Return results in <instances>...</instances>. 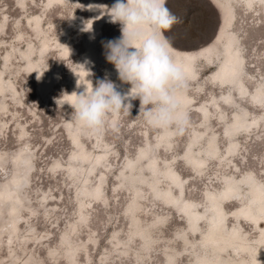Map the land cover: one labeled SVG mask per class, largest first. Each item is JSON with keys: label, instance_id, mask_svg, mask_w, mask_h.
<instances>
[{"label": "rangeland", "instance_id": "rangeland-1", "mask_svg": "<svg viewBox=\"0 0 264 264\" xmlns=\"http://www.w3.org/2000/svg\"><path fill=\"white\" fill-rule=\"evenodd\" d=\"M216 3L230 23L221 32ZM87 4L0 0V191L11 192L0 195V264H220V249L201 238L209 192L218 194L228 179L240 181L238 198L249 195L246 180L264 188V97H253L264 82V0H167L178 23L165 34L182 58L191 53L193 68L183 132L146 124L139 100L130 114L110 115L99 131L74 122L67 97L79 85L78 68H88L94 86L106 77L114 81L100 53L102 42L121 36V26L106 19L91 37L94 29L85 25L100 13L80 8ZM241 4L252 13L236 15ZM229 45L243 62L239 81L226 84L216 73ZM90 46L95 57L88 64ZM189 149L199 163L186 156ZM167 168L180 188L165 176ZM155 189L177 199L182 191L202 214L195 231ZM237 206L222 205L226 229L235 226L230 210ZM236 228L253 250L227 252L226 259L249 262L255 229L247 221Z\"/></svg>", "mask_w": 264, "mask_h": 264}, {"label": "clouds", "instance_id": "clouds-1", "mask_svg": "<svg viewBox=\"0 0 264 264\" xmlns=\"http://www.w3.org/2000/svg\"><path fill=\"white\" fill-rule=\"evenodd\" d=\"M80 8L99 11L100 15L93 19L107 16L110 23L121 26V36L102 42V46L119 81L130 87L122 92L106 77L79 94H71L74 122L99 131L110 115L130 114L133 101L139 100L138 116L146 124L183 132L189 122L184 107L188 70L173 55V44L165 36L178 23L167 0H115L111 6L89 4ZM92 23H87L84 30L91 31ZM61 99H57V104L62 106Z\"/></svg>", "mask_w": 264, "mask_h": 264}, {"label": "bare ground", "instance_id": "bare-ground-1", "mask_svg": "<svg viewBox=\"0 0 264 264\" xmlns=\"http://www.w3.org/2000/svg\"><path fill=\"white\" fill-rule=\"evenodd\" d=\"M61 0H49V3H58ZM89 4H95L93 0H86ZM215 2V0H212ZM115 0H107V5L111 6ZM242 2V1H241ZM218 11L222 14L223 17V23L221 25V28L219 32L226 30L230 23L229 19L226 18V13L223 14L224 9L220 8L218 3H216ZM240 9H243L241 12L236 11V15H240L241 13H252L246 9L245 5L241 4ZM218 14V13H217ZM224 15V16H223ZM253 14H251L252 16ZM241 17L243 15H240ZM97 17V16H96ZM219 17V15H218ZM107 19V22H109V18L107 16H104L103 18L94 19L92 23V27L94 29V32L91 34V37H94L95 34L99 31V26L102 21H105ZM220 20V18H219ZM166 36V35H165ZM90 37V36H89ZM228 40H231V35H228ZM90 39V38H89ZM171 39V38H170ZM172 40V39H171ZM94 42V41H93ZM93 42H90V44H93ZM174 45V44H173ZM175 46V45H174ZM174 56L180 60L182 63L185 64L188 74H193V68L191 61L189 60V57H191V53L184 52V56L186 58H182L181 54L173 47ZM196 49V48H195ZM194 50V49H193ZM100 55L104 56V48L102 47ZM85 60L84 62L90 63L94 60L95 52L93 47H89L85 53ZM243 56L241 55V52L239 50H236L234 47H230V45L226 48L225 53V59L219 70L217 71V75H219V78L224 81L226 84H231L234 82L239 81L240 79V72L242 69V62H243ZM85 63V65H86ZM111 66V73L114 74L113 80L117 83L119 86L120 91H126L130 85L123 84L118 79V74L114 68V66L110 63H108ZM88 66V65H87ZM77 78L79 80V85L74 88L69 94L68 97L71 101L74 99V95H71L73 93L79 94L80 92H83L86 87L90 88L91 85H93L92 81L89 78L88 68L81 66L78 68L77 71ZM263 75L264 79V64L263 68L260 70V74ZM191 77V76H190ZM245 85H241L240 89L244 91ZM257 95L264 97V82L262 85L257 86L254 90L253 97H256ZM185 102L186 97L184 96ZM186 105V104H185ZM185 107V106H184ZM190 161H194L196 163H199L200 160L194 156V154L189 149L186 155ZM103 155H98L95 157V161L98 162ZM85 159L84 157H82ZM150 164H153V161H149ZM165 176L168 178L169 182L180 188L181 181L178 179L177 173L172 170L171 168L166 169ZM171 179V181H170ZM22 181L21 178H16L14 180V190H18L19 187H21ZM246 187L249 190V195L246 199L238 198L237 195H240V191H238L239 188H241L240 181L234 180V179H228L225 181L224 188L218 193L213 194L209 192L208 195V202L211 208V213L209 214V220H208V228L204 232L202 238V242L204 241L203 245H205V242L208 243V245H212L214 248H219V252L216 259L219 258L221 255L222 260L220 264H264V188L262 187L261 183L255 180L254 178L246 180ZM182 190V189H181ZM169 190H165V192H158L157 189L154 190V193H161L162 196L166 197L167 202L171 203L175 208L179 209L183 215L190 218V229L192 231L196 230L195 223L197 221L201 220L202 214L198 212L195 208H192V205L185 201L182 197V191H180V196L177 198H169L167 197V193ZM0 195H10L11 192L7 189H4L0 191ZM15 199H18V197H15ZM235 201L238 203V206L236 209L230 210L232 212V220L231 222L235 224V226L231 229L229 227L226 229V213L223 211L222 205L227 202ZM240 215L243 219H240ZM231 218V217H230ZM229 218V219H230ZM242 221H247L251 225V227L255 229V234L257 238V243L254 245L255 249L252 253L251 260L249 262L247 261H241V262H235L230 259H226L227 252L230 253L235 252L236 254H243L247 252L248 250L253 248L250 246L248 248V244L246 242V238L237 230L236 226L237 224ZM230 247V248H229ZM234 253V254H235ZM203 262H207L205 259ZM207 264H216V260L208 261Z\"/></svg>", "mask_w": 264, "mask_h": 264}, {"label": "water", "instance_id": "water-1", "mask_svg": "<svg viewBox=\"0 0 264 264\" xmlns=\"http://www.w3.org/2000/svg\"><path fill=\"white\" fill-rule=\"evenodd\" d=\"M239 10H243V9H240L239 8ZM242 14V13H241ZM217 17H218V15H217ZM218 25H219V17H218V24H217V26L215 27V29L213 30V33H212V35H211V37L209 38V40L208 41H210L214 36H215V34H216V32H217V27H218ZM166 35V34H165ZM166 37H168L167 35H166ZM169 38V37H168ZM170 39V38H169ZM171 40V39H170ZM207 41V42H208ZM171 42H172V44H174V45H176V46H178L177 45V43L174 41V40H171ZM179 47V46H178ZM192 47H197V46H192Z\"/></svg>", "mask_w": 264, "mask_h": 264}]
</instances>
